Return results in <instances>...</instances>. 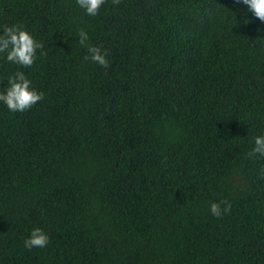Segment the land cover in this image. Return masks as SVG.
Wrapping results in <instances>:
<instances>
[{
    "label": "trees",
    "instance_id": "obj_1",
    "mask_svg": "<svg viewBox=\"0 0 264 264\" xmlns=\"http://www.w3.org/2000/svg\"><path fill=\"white\" fill-rule=\"evenodd\" d=\"M12 23L44 44L21 69L44 97L0 104V264H264V22L238 0H0ZM17 67L0 56V89Z\"/></svg>",
    "mask_w": 264,
    "mask_h": 264
},
{
    "label": "clouds",
    "instance_id": "obj_2",
    "mask_svg": "<svg viewBox=\"0 0 264 264\" xmlns=\"http://www.w3.org/2000/svg\"><path fill=\"white\" fill-rule=\"evenodd\" d=\"M247 6L253 15L264 22V0H238ZM105 0H75L76 6L83 9L89 16H96ZM118 5L120 0H112ZM79 44L86 47L85 60H91L103 67H108L109 60L107 50L101 46L89 42L88 31L81 28L78 32ZM43 52L44 44L36 39L28 29L21 23L0 25V56L6 61L14 64L17 70L7 76V86L0 89V104H3L11 112L23 111L31 107L44 97L42 91L37 90L28 75L21 69L31 68L37 58V50ZM264 155V135L254 137V147L251 153ZM231 209V202L225 199L213 201L209 205L211 214L221 217ZM50 237L39 226L30 229L28 236L24 239V246L32 248H44L49 243Z\"/></svg>",
    "mask_w": 264,
    "mask_h": 264
}]
</instances>
